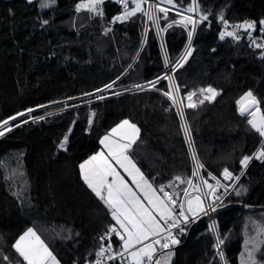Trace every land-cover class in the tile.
Returning <instances> with one entry per match:
<instances>
[{
	"label": "trees",
	"instance_id": "1",
	"mask_svg": "<svg viewBox=\"0 0 264 264\" xmlns=\"http://www.w3.org/2000/svg\"><path fill=\"white\" fill-rule=\"evenodd\" d=\"M80 2L56 0L41 8V0H0V121L35 109L30 117L12 121L13 125L25 119L28 123L0 137V264H26L13 245L31 227L62 264L96 259L105 244L100 237L113 220L109 209L84 183L79 165L99 150L101 137L123 119H131L140 128L129 153L155 186H167L177 175L192 176L177 108L161 91L135 87L155 79L165 68L155 25L141 13L113 23L120 9L116 0H104L102 16L77 12ZM176 3L186 8L190 0ZM197 3V14L208 15V20L198 22L192 55L176 70V77L181 96L208 86L221 93L213 102L205 101L194 109L184 107L199 157L220 179L224 168L240 172V160L253 154L263 140L238 114L236 102L252 91L264 110V59L246 41H221L219 16L222 13L229 23L255 21L259 32L264 0ZM173 19L180 17L170 11L167 21H159L167 28L165 46L172 60L185 46L189 29L168 28ZM114 81L113 89L96 91ZM157 89L169 90L167 81L160 80ZM99 95L105 99H97ZM198 98L199 94L193 97L194 101ZM92 112L96 115L89 126ZM37 116L45 119L34 122L31 117ZM65 135L66 150L59 147ZM240 184L249 187V194H230L216 210L227 264H241L250 222L264 224V210L245 206L264 205V162L253 160ZM185 187L165 189L176 192ZM202 217L189 224L188 229L194 223L189 239L173 250L172 264H223L209 221ZM187 233L179 238L180 243ZM259 259L264 261V248Z\"/></svg>",
	"mask_w": 264,
	"mask_h": 264
},
{
	"label": "snow or ice",
	"instance_id": "2",
	"mask_svg": "<svg viewBox=\"0 0 264 264\" xmlns=\"http://www.w3.org/2000/svg\"><path fill=\"white\" fill-rule=\"evenodd\" d=\"M29 2L31 3L32 0H29ZM55 2L56 0H51V3L42 2L40 7L47 8ZM116 2L123 5V12L122 15H117L113 18V23L123 22L137 13H141L152 21L157 29V34L160 35L167 31V28L161 27L159 21L161 19L167 21L169 12L175 11V14L180 19H173L167 27L171 28L173 25H180L189 28L190 26V30L187 33L188 46L185 48L183 55L172 63V74L165 73L163 76L157 77L156 80L149 81L148 87L161 91L162 95L178 109V115L182 118L184 117V107L194 109L198 105L204 104L205 101H215L216 97L221 93L211 86L200 88L198 91H189L186 96H181L180 85L174 79L175 71L183 68L192 55L191 42L198 22L203 23L208 20V15L206 14H200L199 21L196 19L195 14L199 11L197 0H190L186 8L183 7L182 3L177 4L176 0H156L155 3L150 4L148 0H131V3L135 6L131 10H129V0H116ZM103 3L104 0H81L76 5V11L87 10L102 16L101 6ZM145 4L148 5L147 9L144 7ZM160 13L163 14L162 17L159 15ZM185 13L192 15H186ZM219 20L224 26V30L219 33L221 41L226 38L240 41L244 37L239 34V30L243 29L247 34L250 46L260 49V56L264 59V37H261L262 42H258L257 38L251 35L252 31H257V23L255 21H245L240 24L230 25L222 13L219 16ZM43 23L47 24L48 21L45 20ZM259 25V32L264 33V20H260ZM229 28L232 30H229ZM169 63L170 61L165 57V65L167 66ZM160 80L167 81L169 90L157 89V84ZM114 84L115 81L96 91L103 93L111 89ZM135 87L141 90L144 89V85L138 84ZM115 94L119 95L120 93ZM198 94V100L194 101L193 97L198 96ZM85 95L92 94L86 93ZM97 99L104 100L105 96L99 95ZM185 99L187 101L186 105L184 103ZM236 103L239 114L249 117L247 123L261 138H264V110L261 108V101L252 91H248ZM39 107L46 106L40 105ZM168 110L170 111L171 109ZM33 111L35 109L29 108L0 121V137L11 132L13 127H20L21 123H28L27 119L15 125L12 124V121H17L20 117H30ZM47 115L51 116L52 113L49 112ZM95 115V112L91 113L88 120L89 126L92 124L91 117H95ZM31 119L35 122L44 120L45 116L31 117ZM68 132L69 134L71 133V128H69ZM184 133L186 136L190 135V128L187 122L184 124ZM139 134L140 129L136 124L128 119L122 120L100 139L99 142L103 145V149L79 165L84 183L109 209L111 218L115 221L114 224L109 225L107 232L100 237L101 241L108 240L109 243L107 246L101 245L96 253L94 264H106V260L116 261L118 259L121 264H124V262L126 264H170L171 257L174 255L171 249L180 243L177 235L185 232V227H182V225L187 226L190 222H195L201 214L208 215L209 209L215 211L216 202L221 200L217 192L221 188L227 192L228 185L223 184L216 176L211 175V173L207 174L211 180L215 181L213 184L209 183L208 179L201 175L200 170L204 168V165L199 162L195 153H193L195 168L192 176L199 177V184L195 183L191 178L184 179L177 175L167 186L154 187L153 183L144 176L128 154L139 138ZM67 141L68 135H65L59 147L66 150ZM252 159L264 161V141L261 142L259 150L253 156H243L240 164L243 168H247ZM117 168L122 169L131 177V183L125 180ZM243 174L241 172L239 175H234L228 168H224L222 173L225 181H239L240 176ZM179 185H187L182 190V201L180 200L179 192L165 190V187L175 188L179 187ZM236 195H240V192H237ZM212 231H217L215 226H213ZM113 234L121 242L119 251H113L110 243ZM257 235L264 236V224L257 226ZM223 243L224 239L217 235L215 245L217 255L221 261H224V264H227L221 249ZM261 245H264V240L262 239L245 240V249L240 256L241 264H262V261L257 260L256 255L262 252ZM13 247L26 264H60V260L57 259L48 244L37 234L35 228H28L15 241ZM163 250L168 251L164 252ZM4 259L7 260L8 257L5 256Z\"/></svg>",
	"mask_w": 264,
	"mask_h": 264
},
{
	"label": "built area",
	"instance_id": "3",
	"mask_svg": "<svg viewBox=\"0 0 264 264\" xmlns=\"http://www.w3.org/2000/svg\"><path fill=\"white\" fill-rule=\"evenodd\" d=\"M130 1H131V0H129V10H131V9L133 8V7L131 6V2H130ZM155 2H156V0H148V3H149V4H150V3H155ZM117 3H118V2H117ZM118 4L120 5V9H119V11L117 12V14H116L115 16H117V15H122V12H123V5H122L121 3H118ZM147 6H148V5H147ZM229 24L231 25V24H238V23H229ZM221 28H222L221 31H223V30H224L223 23H222V25H221ZM229 30H232V29L229 28ZM188 31H189V29H188ZM239 34H240L241 36L244 37V38L241 39L240 41H246V42H248V45H249V47H250L251 49H256V48L250 46L249 40H248V38H247V34L244 32L243 29H240V30H239ZM194 35H195V33L193 34V38H192V42H191V47H192V43H193V40H194ZM251 35H252V37L257 38L258 42H262V41H261V37H264V33H262V32H257V31H252V32H251ZM164 40H165V38H164ZM164 40H163V43H164V45H165V41H164ZM187 46H188V39H187V42H186L185 46L183 47L181 53L178 55V57H177L175 60L179 59V58L183 55L184 50H185V48H186ZM258 50L261 52L260 49H258ZM165 52H166V51H165ZM163 56H164V60H165V57H167V56L169 57V55L167 54V52L164 53ZM175 60H172V62L174 63ZM165 73L172 74V68H171L169 65H167V66L164 68V70H163V71H162L157 77L163 76ZM157 77H156V78H157ZM156 78H155V79H156ZM247 92H248V91H247ZM245 93H246V92H245ZM245 93H244V94H245ZM244 94H242L241 96H243ZM253 94H254V93H253ZM254 95H255V94H254ZM255 96L259 99V97H258L257 95H255ZM239 99H240V98H239ZM239 99H238V100H239ZM259 100H260V99H259ZM261 108H262V105H261ZM262 110H263V108H262ZM183 112H184V117H183V118H182L181 116H180V117H181V120H182L183 125H184L185 122H187L184 108H183ZM237 112H238V114H239L238 105H237ZM239 115H240V114H239ZM240 116H241V115H240ZM242 117L246 118L247 120L249 119V117H246V116H242ZM187 125H188V122H187ZM188 126H189V125H188ZM186 139H187V143H188L189 151H190V155H191L192 167H193V170H194V168H195V161H194V159H193V153H195V156L198 158V160H199L200 163H202L203 165H204V163L201 161V159H200V157H199V154H198V152H197V150H196V147H195V144H194V141H193V138H192L191 131H190V135H189V136H186ZM190 141H191V143H190ZM262 141H264V138H263ZM260 144H261V143H260ZM260 144H259V146L257 147V149L254 151V153L251 154L252 156H253V155L259 150V148H260ZM248 155H250V154H248ZM245 156H246V155H245ZM253 160H258V159H252V160L249 162L247 168H243V167L241 168V171L238 172V175H239L241 172H243V173L245 174V173L247 172L248 167L250 166V164L252 163ZM258 161H260V162H264V161H262V160H258ZM200 172H201V175H203V176H204V172L207 173V174H208V173H211V172L209 171V169H208L205 165H204V168L200 170ZM192 173H193V171H192ZM211 175L215 176V175L212 174V173H211ZM241 177H242V175L240 176V178H241ZM191 179H193V181L195 182L196 179L199 180V177L191 176ZM238 182H239V181H235V180H233V182H232L233 184H229V183H226V184H225V185H228L227 192H225V190L223 191V195L221 196V200L216 202V206H217V205H221V204L223 203V201L225 200V198H226L228 195H230V194H233V195H235V196H237V197H244V196H246V195L249 194V192H250L249 187H247V186H245V185H241V184H239ZM165 190L171 192V191L168 190V189H165ZM237 192H240V195H236ZM208 199H211V198H208ZM206 217H207V219H208V221H209L211 231H212L213 226H215L216 229H217L216 232H213V231H212V233H213V237H214V239H215V243H216L217 235L220 236V233H219V226H218V222H217V217H216V213H215V211H212L211 209H209V210H208V215H206ZM190 223H191V222H190ZM190 223H189V224H190ZM189 224H188L187 226L182 225V227H185V232H184L183 234H178V235H177V239L180 238V237H182L185 233H187ZM107 229H108V228H107ZM107 229L104 231V234L107 232ZM174 231H175V230H174ZM108 243H109V241H108V240H105V244H104V246H107ZM110 243L112 244L113 251H119V250H120V249L117 248V244H116V236H115V234L112 235V238H111ZM221 249L223 250L225 261H227V260H226L225 251H224V246H223V245H221ZM105 260H106V258H105ZM118 260H119V259H118ZM94 262H95V260H93V261H88V262H86V263H84V264H94ZM109 262H111V261H107V260H106V264L109 263ZM124 263L126 264V262H124ZM222 263L224 264V261H222Z\"/></svg>",
	"mask_w": 264,
	"mask_h": 264
},
{
	"label": "rangeland",
	"instance_id": "4",
	"mask_svg": "<svg viewBox=\"0 0 264 264\" xmlns=\"http://www.w3.org/2000/svg\"><path fill=\"white\" fill-rule=\"evenodd\" d=\"M41 2H47V3H51V0H41ZM148 7V6H147ZM196 15V19L197 20H199V15L196 13L195 14ZM189 30H190V27H189ZM158 37H159V40H160V42H161V45H163L162 46V49H163V55H164V53H166L167 52V49H166V46L164 45V43H163V40H164V38H165V32L164 33H162V34H160V35H158ZM165 41V40H164ZM166 51V52H165ZM167 54H168V52H167ZM167 58H168V60L170 61V63L168 64L171 68H172V59L170 58V57H168L167 56ZM175 60V59H174ZM165 67H166V65H165ZM174 79H175V81L177 82V77H176V71H175V73H174ZM154 80H156V79H152V80H147L145 83H143V84H141V85H144V88L145 87H148V82L149 81H154ZM178 83V82H177ZM111 89H113V88H111ZM138 89V88H137ZM180 95H181V93H180ZM178 110V109H177ZM183 123V122H182ZM183 128H184V125H183ZM186 136V135H185ZM248 156H252L251 154L250 155H248ZM202 161V160H201ZM203 162V161H202ZM205 165V164H204ZM206 166V165H205ZM229 171H231V172H233V174L234 175H238V172H234V171H232V170H230L229 169ZM204 177H205V179H208V181H209V183H215V181H213V180H211V178H210V176H208L207 175V173H205L204 172ZM241 179V178H240ZM240 179H239V184H240ZM220 180H221V182L223 183V184H226V183H229V184H233L232 182L233 181H225L224 179H223V175H222V177L220 178ZM195 183H197V184H199L200 183V180H195ZM241 185H243V184H241ZM223 191H224V189L223 188H221L218 192H217V195L218 196H222L223 195ZM219 205H217L216 206V210H217V207H218ZM216 210H215V213H216ZM201 215H203L204 216V214H201ZM200 215V216H201ZM207 218V217H206ZM261 223H259V222H257V221H255V220H252L251 222H250V224L248 225V227H247V232H246V237H245V240H253V239H262V240H264V236H258L257 235V226L258 225H260ZM31 228H33V227H31ZM219 233H220V231H219ZM38 234V233H37ZM220 238L221 239H223L222 238V236H221V234H220ZM42 239V238H41ZM43 240V239H42ZM223 246H224V244H222ZM250 247H251V245H249ZM261 248H262V251H263V248H264V245H261ZM244 249H245V241H244V246H243V250H242V252H244ZM172 250V249H171ZM164 252H167L168 250H163ZM173 251V250H172ZM241 252V253H242ZM257 255V260H260L259 259V253H257L256 254ZM174 256V255H173ZM173 256L171 257V261H170V264H172V260H173ZM240 256H241V254H240ZM260 261H262V264H264V261L263 260H260Z\"/></svg>",
	"mask_w": 264,
	"mask_h": 264
},
{
	"label": "crops",
	"instance_id": "5",
	"mask_svg": "<svg viewBox=\"0 0 264 264\" xmlns=\"http://www.w3.org/2000/svg\"><path fill=\"white\" fill-rule=\"evenodd\" d=\"M126 119H127V118H126ZM123 120H125V119H123ZM128 120H129L130 122L136 124L137 127L139 128V126H138L137 123H135V122L132 121L131 119H128ZM121 121H122V120H121ZM121 121H120V122H121ZM120 122H119V123H120ZM119 123H117V124H119ZM117 124H116V125H117ZM116 125H115V126H116ZM115 126H113V127H115ZM113 127H112V128H113ZM112 128H111V129H112ZM139 129H140V128H139ZM109 132H110V131H109ZM107 133H108V132H107ZM107 133H106V134H107ZM106 134H104V135H106ZM104 135H103V136H104ZM139 135H140V134H139ZM103 136H102L101 138H103ZM137 140H138V139H137ZM102 149H103V145L100 146V148H99L98 151L94 152V153L91 154L90 156L95 155L97 152L101 151ZM105 151H106V150H105ZM128 154L130 155V153H128ZM90 156H89V157H90ZM130 156H131V155H130ZM89 157H88V158H89ZM88 158H86L85 160H87ZM131 158H132V160L135 162L136 166L140 169V171L144 174V172L142 171V169L140 168V166L138 165V163L135 161V159H134L132 156H131ZM85 160H83L81 163H83ZM117 170L120 172V174H121L122 176H124L125 180H127V181H129V183H131V177H129V176H128V175H127L122 169L117 168ZM144 176H145V174H144ZM145 177H146V176H145ZM146 178H147V177H146ZM147 179H148V178H147ZM148 180H149V179H148ZM149 181H150V180H149ZM150 182H151V181H150ZM153 186H154V187H157V186H155V184H153ZM176 192H179V193H180V200L182 201V200H183V191H182V190H181V191L178 190V191H176ZM114 223H115V221H113L112 224H114ZM112 224H111V225H112ZM178 239H179V238H178ZM116 244H117V248L120 249V244H121V242H120V240L118 239V237H116ZM57 259H58V258H57ZM240 261H241V260H240ZM60 264H62L61 261H60Z\"/></svg>",
	"mask_w": 264,
	"mask_h": 264
},
{
	"label": "water",
	"instance_id": "6",
	"mask_svg": "<svg viewBox=\"0 0 264 264\" xmlns=\"http://www.w3.org/2000/svg\"><path fill=\"white\" fill-rule=\"evenodd\" d=\"M245 206H247L249 208H252V209H256V210H264V205H249V204H247ZM202 218H206V215H204ZM193 226H194V223L188 229V233H187V237H186L185 241L179 243L178 245L173 246L172 250H176L177 248L181 247L182 245H184L187 242V240L189 239V235H190V233L192 231Z\"/></svg>",
	"mask_w": 264,
	"mask_h": 264
}]
</instances>
